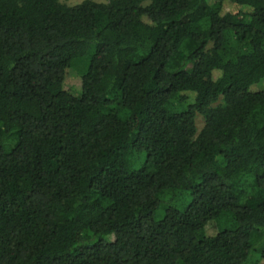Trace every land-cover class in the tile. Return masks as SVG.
<instances>
[{"label": "trees", "instance_id": "obj_1", "mask_svg": "<svg viewBox=\"0 0 264 264\" xmlns=\"http://www.w3.org/2000/svg\"><path fill=\"white\" fill-rule=\"evenodd\" d=\"M260 81L264 0H0V264L264 259Z\"/></svg>", "mask_w": 264, "mask_h": 264}, {"label": "rangeland", "instance_id": "obj_2", "mask_svg": "<svg viewBox=\"0 0 264 264\" xmlns=\"http://www.w3.org/2000/svg\"><path fill=\"white\" fill-rule=\"evenodd\" d=\"M58 1L61 3L67 4V5H74V4H78V3L82 2L83 0H58ZM93 1L106 2L108 0H93ZM240 10L243 12H246V11H249L250 8H248L247 6H239V5H236V4L228 2V1L223 3V7H222L223 13H225V12H236V11H240ZM80 85H81V77L77 71V67H72L71 69H69V72H68L66 79L64 81V88L66 90H69L73 94H78L80 91ZM263 86H264V82L260 81L258 84V88H262ZM195 123H196L197 130L199 131L204 125V118L201 114H197L195 116ZM186 197H187V194L184 193L179 200L181 202H185V201H187L186 199H188ZM250 261H251V263H254V264H264V259L258 258V256L256 254H253L251 256Z\"/></svg>", "mask_w": 264, "mask_h": 264}]
</instances>
